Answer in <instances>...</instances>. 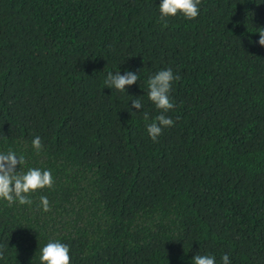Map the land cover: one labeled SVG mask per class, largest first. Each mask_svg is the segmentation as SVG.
Returning a JSON list of instances; mask_svg holds the SVG:
<instances>
[{"label": "trees", "instance_id": "16d2710c", "mask_svg": "<svg viewBox=\"0 0 264 264\" xmlns=\"http://www.w3.org/2000/svg\"><path fill=\"white\" fill-rule=\"evenodd\" d=\"M159 2L0 0V151L53 178L31 205L0 200V264H38L49 239L72 264H264V0L164 21ZM167 67L174 124L153 142L142 88ZM119 69L141 70L128 92L104 84Z\"/></svg>", "mask_w": 264, "mask_h": 264}, {"label": "clouds", "instance_id": "9594fccd", "mask_svg": "<svg viewBox=\"0 0 264 264\" xmlns=\"http://www.w3.org/2000/svg\"><path fill=\"white\" fill-rule=\"evenodd\" d=\"M158 5L159 19L162 21L166 20L167 17L178 14L187 20H192L200 12V0H160ZM258 33L257 43L264 46V32ZM140 72L141 70L132 69H125L123 73L121 69L115 72L109 71L104 78V84L111 89L128 92V86L140 81ZM177 80H179V76L174 73L171 67L162 68L148 75L146 89L142 88L143 92L146 90L148 100L156 109L161 110L158 115L151 119L150 123L147 122L149 119L148 114L146 112L143 114L147 134L153 142L157 141L164 129L174 124L173 119L165 113L174 108L170 93L174 82ZM129 101H131V106L128 110L131 113L136 112L133 109L140 111L143 108L139 98ZM31 143L37 151L42 147L39 136H35ZM24 161V155L18 154L17 151L11 148L0 151V200L6 201L9 205L13 203L31 205L30 193L46 186L49 188L52 186L53 178L50 170L28 167L26 170L21 171ZM17 165L20 166L19 169H17ZM39 207L44 212L49 210L50 205L47 196H40ZM37 252L39 253L38 264H72L70 246L60 239H49L38 247ZM190 264H217V260L214 254L196 253L190 258ZM219 264H232L227 253L221 256Z\"/></svg>", "mask_w": 264, "mask_h": 264}]
</instances>
